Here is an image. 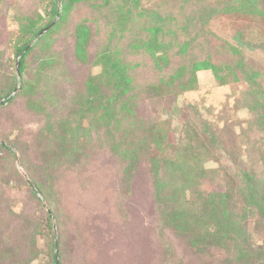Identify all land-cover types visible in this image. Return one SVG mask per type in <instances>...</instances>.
Instances as JSON below:
<instances>
[{"label":"rangeland","instance_id":"1","mask_svg":"<svg viewBox=\"0 0 264 264\" xmlns=\"http://www.w3.org/2000/svg\"><path fill=\"white\" fill-rule=\"evenodd\" d=\"M67 1L0 0V245L18 264L32 249L30 264H52L56 240L61 264L264 263V15L225 10L239 0H80L65 11ZM79 24L91 32L81 57ZM156 27L167 60L148 52ZM29 39L21 79L16 50ZM204 60L222 79L200 70L183 89ZM105 64L120 68L114 74L128 90L117 104L126 108L115 110L119 124L100 130L85 101ZM103 84L107 93L122 88ZM139 138L147 148L128 186L122 177ZM2 144L15 145V155ZM68 145L59 160L74 163L46 170L52 151ZM176 157L205 160L186 197L200 193L217 207L204 220L215 240L168 224L151 166L156 159L169 178L166 162ZM30 179L45 183L48 198L34 194Z\"/></svg>","mask_w":264,"mask_h":264},{"label":"trees","instance_id":"2","mask_svg":"<svg viewBox=\"0 0 264 264\" xmlns=\"http://www.w3.org/2000/svg\"><path fill=\"white\" fill-rule=\"evenodd\" d=\"M80 0H68L67 4L64 5V10L67 11L69 7L73 3H76ZM260 0H239V4L235 5L234 7L228 6L225 8V10H228L227 12H235V13H242V14H256V15H264V10H258L257 8V2ZM56 6V1L54 2ZM62 12H58L57 16L60 17ZM45 28H39L36 30L35 34L36 36L42 34L43 30ZM153 32V40L150 44H148V52L151 56H153L154 60H167L168 58V49L169 46L165 43H162L161 41H158L157 36L160 27L153 28L151 30ZM90 30L88 27H86L84 24H79L75 29V35H76V55L82 56V52L85 54L84 49L85 48V40L86 38L90 36ZM245 39L243 36H240V40L243 41ZM32 40V39H31ZM31 40H27L25 43L20 45L16 50V55L18 57L17 60V70L18 74L20 75V78L23 79L22 75V64L21 59L24 56V52L28 50L29 43ZM246 42L250 43L249 40L245 39ZM244 44H248V43ZM249 45V44H248ZM81 46V47H80ZM251 47L254 46V44L249 45ZM161 49L163 51L162 56H156L155 53ZM79 51V52H78ZM184 49H181L179 52H183ZM78 57V58H80ZM168 61L165 63L168 65ZM116 69H120L118 66H112L109 64H105L103 66V69L99 75H96L94 79V84L91 86V91L88 97L85 101V108L88 112H96V118L95 120L91 121V124L95 126L97 129L100 130L103 128H110L112 122H115L116 124H119L120 119L116 117L115 110L117 109V114L121 111V109L126 108V103L121 102L120 105H118L119 108H117V104L120 100V96L122 97L127 92V88L125 87L124 83L121 82V78H119V75L114 74ZM214 70L215 67L212 64H209L208 61L204 60L201 62H195L192 67V71L190 74V77L188 78L187 82L183 84V89H190L193 86L197 84V77L196 72L200 70ZM216 75L217 72L215 71ZM114 74V75H113ZM218 76V75H217ZM112 78V79H109ZM103 79L108 81L109 84H115V89L118 88V86H122L121 90H116V92L107 93L104 91V88L106 86L103 84ZM222 78L218 76V80H221ZM126 84H129V81L125 80ZM151 90V89H150ZM16 91V87H13L11 91H7L6 93H2L1 97L3 98L2 103H9L13 99L12 92ZM114 91V90H113ZM264 120V118H263ZM105 128V129H106ZM184 131H186L183 128ZM205 136V134H204ZM206 140L209 142V137L206 135ZM142 138L138 139V143H135L132 145V147L129 149V153L133 156L131 157V161L128 163V166L125 169L124 176L122 179L125 183L128 184L130 182L131 176H133L132 170L136 168V160L139 158V155H141L140 151L141 149L147 148L146 140H142ZM206 143V142H205ZM204 143V144H205ZM208 145V143H206ZM210 146H212L211 143H209ZM1 147L5 148L9 153L12 155H15L13 144H2ZM73 147H68L61 149V147H58V151H52V153L55 154L53 158H51L49 161L45 162V169L47 170L48 166L50 167H59L61 163L64 164V162H70L74 163V160L72 159H60L61 155L64 153L66 155V152L69 149H72ZM156 159H152V166L151 169L153 170V184L156 188V196L161 198V202H165V208H169L170 212L167 216V219L169 220V225L177 226L181 230L185 232H193L196 236H202L203 238H206L210 241L215 240L217 237L215 234L211 233L209 226L204 223L205 219H210V213L209 210L213 211L214 213L217 210V207L213 204L212 200H209V198H206L198 193V197L196 200H192V198L186 197V191H191V195L194 194V187L197 184V181L195 180L194 173L198 170V164H200L202 167L205 164L203 159L199 161V163H195L192 159H184V158H171L168 159L166 164L169 167V172L171 176L166 178V176H160L158 173L160 169V163H155ZM165 168V167H164ZM205 167H203L204 169ZM55 169V168H54ZM56 170V169H55ZM166 171L165 169H163ZM54 171H49V179L50 180H57V176L53 173ZM190 174V175H189ZM189 175V176H187ZM29 186L34 188V194L40 193L44 199L48 198L46 185L44 182L38 181L37 179H33L29 181ZM37 198H40V196H37ZM49 219L56 218L57 214L53 209L49 211L48 214ZM175 224V225H174ZM52 226V225H51ZM207 228L210 231L209 236H205V232L203 228ZM57 240L50 245L48 243V247L50 250V261L52 264H61V256L58 251V243ZM30 257L23 259V261L20 264H30V262L37 257L38 253L36 249H32L30 251ZM14 254L11 251V248L9 246H1L0 245V264H18L17 261L14 259ZM264 264V263H259Z\"/></svg>","mask_w":264,"mask_h":264},{"label":"water","instance_id":"3","mask_svg":"<svg viewBox=\"0 0 264 264\" xmlns=\"http://www.w3.org/2000/svg\"><path fill=\"white\" fill-rule=\"evenodd\" d=\"M44 30H45V29H44ZM44 30H43V31H44ZM43 31H42V32H43ZM56 245H57V243H56Z\"/></svg>","mask_w":264,"mask_h":264}]
</instances>
